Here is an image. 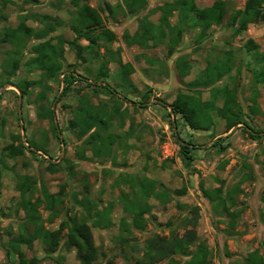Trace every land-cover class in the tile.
<instances>
[{"label": "rangeland", "instance_id": "374dc122", "mask_svg": "<svg viewBox=\"0 0 264 264\" xmlns=\"http://www.w3.org/2000/svg\"><path fill=\"white\" fill-rule=\"evenodd\" d=\"M174 1L148 0L146 10L131 15L124 9L125 0H88L100 13L105 28L116 35L112 43L101 40L91 50L88 42L76 39L71 29L76 13L71 0H0V16H4L0 18V30L16 28L28 17L26 25L41 31L45 26L34 20L35 15L54 17L57 27L43 41L51 39L54 44L65 41V67L92 79L89 82L93 86H111L118 91L111 95L102 88L88 87L84 81L76 83L63 97L61 82L46 80L40 71H28L26 63L33 56L32 47L42 40L28 39L20 70L15 75L8 65L14 59L8 55L12 46L0 47V264H21L17 255L8 251V244L27 226L28 215L19 206L18 183L22 176L33 183V201H41L38 215L44 227L56 231L64 223L69 225L62 232L55 254H46L40 240L33 247L23 246L28 264L34 259L38 264H82L76 249L68 246L67 240L70 219L87 218L79 204L84 197L93 207L98 205L102 210L111 206L113 211V225L109 229L92 228L99 253L94 264H136L143 258L149 239L157 235L183 237L189 232L196 236L191 250L196 252L200 244H205L212 253L211 264H243L253 252L264 259V137L254 140L249 136L255 131H261L260 135L264 136V87L254 86L244 47L247 41L254 40L264 52V24H252L238 36L226 25L215 26L203 42L198 41V30H187L173 56L168 54L166 44L142 47L126 42V34L134 35L143 18L158 23L157 9ZM217 1L225 2L231 15L243 10L248 0H196V4L210 8ZM71 42L81 47L78 52L84 58L77 56ZM227 51H233L236 57L231 71L209 88L192 90L191 84L203 80L210 65L226 57ZM105 59L108 77L104 81L93 80ZM181 60L190 65L186 76L178 68ZM128 63L134 67L130 76L132 86L122 89L118 77L122 65ZM8 79H43L47 85L43 105H51L54 123L37 116L40 87H31L30 95L24 97L15 86L4 84ZM224 88L237 95L249 127L241 124L226 132L225 121L215 118L210 130H191L170 109L181 93L202 95L207 101L214 89ZM83 97L113 115L109 133L119 138L110 152L105 151L101 156L84 146L85 139L69 128ZM254 106L258 112H253ZM53 125L57 127L59 139ZM23 134L46 148L49 154L26 152L3 161L4 147L18 146V137L23 140ZM220 138L224 139L221 144L225 150L213 146ZM189 142L193 143L190 147L197 148L190 167L181 155V145ZM144 179L155 181L157 189L147 201L150 212L145 216L146 228L138 230L132 226V216L125 208L138 209L146 204L141 186ZM177 191L184 194L179 195ZM46 195L57 199L53 206ZM221 200L226 202V208L220 204ZM123 219L128 226L123 227ZM34 227L29 230L33 231ZM174 259L180 263L187 260L181 256ZM167 263L165 260L158 264Z\"/></svg>", "mask_w": 264, "mask_h": 264}, {"label": "trees", "instance_id": "16d2710c", "mask_svg": "<svg viewBox=\"0 0 264 264\" xmlns=\"http://www.w3.org/2000/svg\"><path fill=\"white\" fill-rule=\"evenodd\" d=\"M71 5L76 9L71 23V29L76 35V39H85L91 50H95V46H98L101 40L108 43L115 41L116 35L105 28L100 13L89 5L88 0H71ZM148 5V0H125L124 9L127 13L136 15L146 10ZM108 10L111 14H114L113 9L109 5ZM157 11L160 13L158 23L151 21L149 18H143L140 21L139 29L134 35L126 34L125 39L129 45L149 47L151 45L166 44L168 54L173 56L187 30H198V41L203 42L208 37L210 30L215 26L226 25L234 36H238L247 31L252 24L260 22L264 24V0H248L243 10L235 11L231 15H229L227 4L223 1L215 2L210 8H200L197 6L196 0H175L160 6ZM0 18H4V16L1 15ZM26 20H29V18L25 17L16 28L0 30V47L5 44L12 46V49L8 52V55L14 56V59L8 64L12 70V75H15L20 70L22 58L28 46V39L34 37L42 41L32 47L33 56L26 63L28 71L30 73L40 71L46 80H56L62 84L64 83L63 97L72 91L76 83H83L84 81H86L88 87L102 88L111 95L118 93L117 89H113L111 86H93L89 82L92 79L83 78L74 69L66 68L64 65V40L59 41L58 44H54L51 39L43 41L57 27L54 25V17L50 15H35L34 20L45 26L44 30L41 31L28 27L25 23ZM70 46L77 50L79 58H84L78 52L79 49L81 50L79 45L71 42ZM244 47L249 57V61L246 64L252 74L254 86L256 88L264 87V52H261L260 46L254 40L247 41ZM235 58L233 51H227L226 57L220 58L216 64L210 65L203 80H198L191 84L192 90L203 87L209 88L215 82L221 81L231 71ZM107 64L108 61L105 59L104 64L99 69V73L93 80L104 81L108 77L106 72ZM178 68L184 76L190 72V65L182 60L179 61ZM213 70H215L214 73L212 72ZM133 73L134 67L132 64L122 65L118 77L122 89L132 86L130 76ZM62 76L63 79H61ZM44 82L43 79L39 81H14L8 79L4 84L15 86L24 97L30 95L29 89L31 87H40L42 91L38 98L39 108L37 116L41 120H50L54 123V113L51 105L47 107L43 105L47 99V85ZM220 102H222V105H220ZM170 108L172 113L176 117H181L191 130H210L215 125V118L225 121L226 132H230L241 124L249 127L244 120V112L237 101V95L227 88L214 89L211 99L207 101L202 99V95L181 93L170 105ZM251 109L253 112H258L256 106ZM112 122L113 115L111 113L106 109L93 105L87 97H83L75 108L73 118L69 122V128L76 131L79 138L85 139L84 146L89 147L97 156H101L105 151L110 152L112 146L119 138L117 135L109 133ZM253 130L255 131V129ZM53 131L59 139L55 125H53ZM255 132L257 133H249L252 139L259 140L264 137L260 135L261 131ZM18 139L20 141L18 146L10 144L4 147L2 150L3 161L23 156L26 152L37 154L24 144L20 136ZM223 140V138L218 139L213 146L225 150L226 147L221 144ZM27 142L31 148L36 149L38 152L42 151L46 155L49 154L46 148L40 147L34 140L28 138ZM189 144L193 145L190 142L181 145L182 160L188 167L194 161L193 152L197 150L195 147H190ZM83 158L85 157L83 156ZM141 186L143 194L145 193L143 199L146 204H141L138 209L130 210L125 208L126 213L132 216V226L138 230L146 228L145 216L150 212L147 201L151 195L156 193L157 183L144 179ZM33 188V183L27 177H20L18 190L21 193V201L19 206L27 213L28 221L24 232H21L9 242L8 251L16 254L21 264H28L22 247H33L38 240L43 243L46 254H55L60 247L62 232L69 226L64 223L56 231H50L44 227L41 217L38 215L41 201L39 199L33 201L35 192ZM133 190H135L136 194L138 193L136 187H133ZM177 194L182 195L184 191H177ZM206 194L212 198L209 193L206 192ZM46 198L50 206H53L54 202L57 201L54 196L46 195ZM79 204L83 207L87 218L81 221L70 219L71 225L69 227L70 233L67 245L76 249L78 259L82 264H94L98 259L99 253L94 243L92 228L109 229L113 225L111 217L113 211L111 206L102 210L99 209L98 205L93 207L86 197L79 201ZM220 204L226 208L225 201L221 200ZM231 214L234 216L233 213ZM92 220V225H90L89 221ZM122 222L123 227L128 226L125 219ZM28 226L31 229L33 226H36V228L34 227V230L31 231ZM195 240L196 236L192 232L187 233L183 237L173 236L172 238L157 235L147 241L143 258L137 261L136 264H158L165 260L168 261L167 264H211L212 253L205 244H200L196 252L191 250ZM176 256L185 257L187 260L184 263H180L174 259ZM32 264H38L37 260L34 259ZM243 264H264V259L258 252H253L248 255Z\"/></svg>", "mask_w": 264, "mask_h": 264}, {"label": "water", "instance_id": "95a60500", "mask_svg": "<svg viewBox=\"0 0 264 264\" xmlns=\"http://www.w3.org/2000/svg\"><path fill=\"white\" fill-rule=\"evenodd\" d=\"M64 86H65V84L63 83V89H64ZM16 88V87H15ZM171 109V108H170ZM22 117V116H21ZM23 131H24V129H23ZM23 141H24V144L29 148V149H31V150H33V151H37L36 149H34V148H31L29 145H28V139H27V137L25 136V134H23ZM38 152V151H37ZM38 153H41V154H43V155H46L44 152H42V151H39ZM47 156V155H46Z\"/></svg>", "mask_w": 264, "mask_h": 264}]
</instances>
